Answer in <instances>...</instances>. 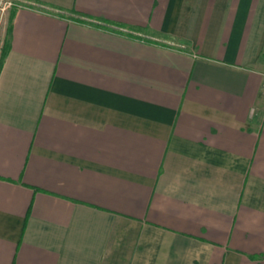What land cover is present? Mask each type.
Wrapping results in <instances>:
<instances>
[{
	"label": "crops",
	"instance_id": "crops-1",
	"mask_svg": "<svg viewBox=\"0 0 264 264\" xmlns=\"http://www.w3.org/2000/svg\"><path fill=\"white\" fill-rule=\"evenodd\" d=\"M20 1L0 264H264V0Z\"/></svg>",
	"mask_w": 264,
	"mask_h": 264
},
{
	"label": "rangeland",
	"instance_id": "rangeland-1",
	"mask_svg": "<svg viewBox=\"0 0 264 264\" xmlns=\"http://www.w3.org/2000/svg\"><path fill=\"white\" fill-rule=\"evenodd\" d=\"M12 2V5H10ZM20 3V0H0V62L2 60V53L6 47V30L10 26V18L15 8L13 5Z\"/></svg>",
	"mask_w": 264,
	"mask_h": 264
},
{
	"label": "built area",
	"instance_id": "built-area-1",
	"mask_svg": "<svg viewBox=\"0 0 264 264\" xmlns=\"http://www.w3.org/2000/svg\"><path fill=\"white\" fill-rule=\"evenodd\" d=\"M10 5H12V2H10ZM26 5H30L29 3H27V2H21L20 1V3H15L14 2V7H22V6H26ZM262 89L264 90V82H263V86H262Z\"/></svg>",
	"mask_w": 264,
	"mask_h": 264
},
{
	"label": "trees",
	"instance_id": "trees-1",
	"mask_svg": "<svg viewBox=\"0 0 264 264\" xmlns=\"http://www.w3.org/2000/svg\"><path fill=\"white\" fill-rule=\"evenodd\" d=\"M13 13H14V12H13ZM13 13H12V16H13ZM6 50H7V46H6L5 49L3 50V53H2V60H1V62H0V67L2 66L3 59H4L5 55H6Z\"/></svg>",
	"mask_w": 264,
	"mask_h": 264
}]
</instances>
